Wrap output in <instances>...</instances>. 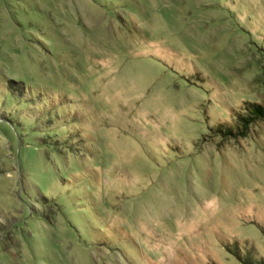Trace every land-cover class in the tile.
Returning <instances> with one entry per match:
<instances>
[{"label": "rangeland", "instance_id": "374dc122", "mask_svg": "<svg viewBox=\"0 0 264 264\" xmlns=\"http://www.w3.org/2000/svg\"><path fill=\"white\" fill-rule=\"evenodd\" d=\"M250 103L264 0H0V264L264 261Z\"/></svg>", "mask_w": 264, "mask_h": 264}, {"label": "trees", "instance_id": "16d2710c", "mask_svg": "<svg viewBox=\"0 0 264 264\" xmlns=\"http://www.w3.org/2000/svg\"><path fill=\"white\" fill-rule=\"evenodd\" d=\"M248 115L240 117V122L238 129L239 131L236 134H233L231 130L225 132L226 135H242L245 136L250 124L255 119H264V104L261 103H250V107L248 108ZM241 251H236L235 255L240 257ZM245 264H264L262 259L255 260V258L251 255L250 251L246 252L245 258H241Z\"/></svg>", "mask_w": 264, "mask_h": 264}]
</instances>
